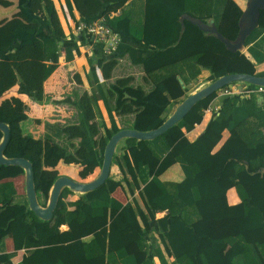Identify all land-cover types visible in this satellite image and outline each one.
Masks as SVG:
<instances>
[{
    "label": "trees",
    "instance_id": "1",
    "mask_svg": "<svg viewBox=\"0 0 264 264\" xmlns=\"http://www.w3.org/2000/svg\"><path fill=\"white\" fill-rule=\"evenodd\" d=\"M65 1L71 15L74 8L80 14L75 23L103 16L121 35L125 32L154 50L147 54V49L122 38L116 50L106 54L102 43L84 34H71L73 45L65 44L68 36L54 0H18V12L0 20V99L17 85L19 93L43 103L44 82L58 68L62 53L71 61L81 47H93L88 61L91 93L69 94L59 102L77 110L75 122H45L44 135L35 139L26 129L28 105L17 96L0 104V121L10 128L4 154L32 162L42 205L61 176L60 163L80 167L79 176L86 179L99 173L105 147L115 133L160 126L186 96L181 79L188 85L203 68L212 69L208 81L229 73L264 76L259 69L264 63V10L259 26L246 39L249 57L229 50L215 34L190 20L185 19L182 28L181 17L189 13L213 21L226 38L236 40L243 10L235 0H143L139 22L127 7L134 0ZM121 58L140 67L142 85H135L133 76L111 81ZM215 96L198 101L154 139H123L113 158L120 176L111 173L84 193L65 187L49 220L30 209L27 196L19 195L13 182L0 183V264H10L14 255L6 252V236L12 237L16 251L27 250L19 264H156L155 257L160 264H264V103L256 97H224L220 113L189 140L186 133L202 122ZM126 116L132 120L121 126L116 117ZM2 137L0 130V141ZM152 158L157 161L154 170ZM176 163L184 178L163 180ZM124 186L132 196L127 203L113 195ZM231 188L239 197L234 204L228 201ZM136 191L144 208L133 196ZM70 195L78 197L69 201ZM163 211L166 214L157 218ZM63 224L68 229L61 231ZM226 247L231 250L228 261L223 255Z\"/></svg>",
    "mask_w": 264,
    "mask_h": 264
},
{
    "label": "crops",
    "instance_id": "2",
    "mask_svg": "<svg viewBox=\"0 0 264 264\" xmlns=\"http://www.w3.org/2000/svg\"><path fill=\"white\" fill-rule=\"evenodd\" d=\"M9 1L12 2V4L9 6H3L0 4V20L12 18L13 15L16 14L19 10L18 6H17L18 0H9ZM54 1H55L56 8L58 10V15L60 17L62 26H63V28H64L67 36H68V39L66 40L65 44H68L71 46V45H73L74 40L69 36L71 34H75L73 27H74L75 22L78 19H80V14L77 11V9L74 8L72 15H71L68 11L65 0H54ZM235 1L242 8V10H244L246 8V4H247L246 0H235ZM105 7H106V4H104V8ZM127 7L129 8L130 12L133 14L135 21L139 22L141 15H142L143 0H134V3L132 2ZM262 12H263V10L261 11L260 20L262 17ZM186 14H189V13H186ZM260 20H259V24H260ZM209 22H211V21H209ZM121 36H122L124 42H128L129 44H131L135 47H138V48L147 49L148 50L147 54H150L154 50L153 46H150V45L148 46V45H146V44H144L138 40H135L134 38H132L130 35H128L125 32ZM80 50H81V53L79 55H76L75 58L71 61H66L65 57H64V52L62 53L58 68L44 82V91H45V94H47L49 97L51 96L53 98H58V96H62V95L67 96L69 94L74 96L76 93H82L84 91H88L91 93V91H92L91 81H93V77L91 76V74H89L90 65H89L88 61H89L90 57L92 56L93 47L91 48V45H86L84 47H81ZM244 53L246 55L249 54L247 47H246ZM252 60H254V59H252ZM122 63H123V66H121ZM259 69L264 70V63L259 65ZM120 70H125V72H126L122 76H133L135 78L136 85H142L143 84V76H144L143 71L140 69V67L133 65L129 61L128 58L119 59V62L113 71V77H112L111 81H113L114 78H116L115 76L117 75V72ZM204 70H208L207 74H205ZM211 72H212L211 68H203L202 72L199 76L202 77L203 75H205V77H207V76L209 77ZM97 74L99 76L100 81L103 82L104 78L102 77V73H101V70L99 68H97ZM139 74L141 76H139ZM205 82H207V81H205ZM205 82H202L200 84V87L204 86L208 83V82L207 83H205ZM181 83L183 84L184 91L186 92L187 91L186 87L192 82H190L188 85H186V84H184V82L182 80ZM12 89H13V92H11V94L7 95L6 97L10 98V96H12V95L17 96L20 99H22L28 105V107L29 106L31 107L32 104H37L28 95L22 94V93L18 94L17 93V90H18L17 85L14 86ZM1 102H2V98L0 99V104H1ZM48 105H49V102L44 103V104H37L36 109L40 113L42 111L41 107H44L45 111L51 110L49 106H52V105L51 104L49 106ZM99 105L101 107L103 115L105 116L104 118H105L107 124L110 125V120H109L108 114L106 113L107 111L104 108L103 102L99 101ZM67 106L69 107L70 105L67 104ZM58 110L62 111V113L64 114V108H59ZM51 111H53V110H51ZM27 114H28L29 119H30L27 122V125H29V123H31V122L34 123L33 119H40L41 120L40 116H34L33 117L29 112H27ZM48 114L50 115V117L52 116L51 115L52 113L50 111L46 112V115H48ZM213 117H214V115L212 113L206 114L201 123L197 124L192 131L186 133V136L188 137V139L194 140L199 134H201L207 128L208 123L211 121V119ZM119 118L120 117H116L118 122H119V120H118ZM47 119L50 120L51 122H55L54 120H56V119H50L49 117H47ZM126 119H128V121L129 120L131 121L132 116H130L129 118H126ZM227 135H228V133L225 132L224 138H226ZM156 165H157V161L152 158L151 159V167L153 170L155 169ZM58 170H59L61 175L70 176L71 178L78 180V181H90V180L94 179L99 174L98 172H96L97 171L96 170L94 172V174H92L88 178L82 179L79 176L80 167L74 166V165H66L63 163H60L58 165ZM11 173H13L14 176H11L12 175ZM20 174H21V172L18 170V166H2V165H0V183L11 181V182H13V184L16 188V191L19 195H26L25 177H23V175H20ZM120 174H121V172L119 170V167L116 165L115 175L118 177V176H120ZM183 177H184V172H183L182 167L179 163H176L173 166H171L162 175V179L167 180V181H180L183 179ZM113 195L115 197H117L120 201H122L123 203H127L128 201L132 200V196L128 192H125L121 188L117 189L113 193ZM227 195H228V201L230 204H234V203L239 201V197H238V194H237V191L235 188L229 189ZM77 197H78L77 195H70L68 197V200L69 201H75L77 199ZM134 197L137 199L139 205L142 208H144V203H143L141 197L139 196L138 192L135 193ZM157 214L159 215L158 217H162L163 215L166 214V211H163V212H160ZM67 229H68V226L66 224H63L60 226L61 231H64ZM4 242H5L6 252L7 253H14L12 258L10 259V264H19L22 261L24 255H26L27 250L26 249H20V250L16 251L15 244H14V241H13L11 236H6ZM230 253H231L230 248L226 247L224 249V252H223L225 261H228V257L230 255ZM155 258H158V257H155ZM155 258H154V260H155V263L157 264Z\"/></svg>",
    "mask_w": 264,
    "mask_h": 264
},
{
    "label": "water",
    "instance_id": "3",
    "mask_svg": "<svg viewBox=\"0 0 264 264\" xmlns=\"http://www.w3.org/2000/svg\"><path fill=\"white\" fill-rule=\"evenodd\" d=\"M246 8L243 10L239 20V32L236 40L232 41L226 38L217 28L216 24L211 22H204L200 18L190 14H184L181 17V22L184 29V20H190L196 23L200 29L205 32L215 34L231 51L245 52L246 39L252 31L259 26L261 11L264 10V0H246ZM249 57L250 54H247ZM182 82V80H181ZM233 82H244L252 85L264 86V76L249 74V73H229L209 81L206 85L201 86L196 91L185 96L179 101L166 120L157 128L148 131H141L135 128H123L115 133L108 141L105 151L103 163L99 174L90 181H78L70 176L61 175L53 183L46 205H42L39 201L34 182L33 165L30 160L25 157H9L4 154V149L7 145L10 136L9 125L0 121V130L3 137L0 141V165L2 166H18L24 170L25 174V191L29 202L30 209L44 220H49L53 217V212L57 207L58 200L65 187L77 193H84L93 190L106 181L108 176L112 173L113 158L118 144L125 138H137L150 140L164 133L170 127L182 120L186 114L196 105V103L208 96L216 93L219 89Z\"/></svg>",
    "mask_w": 264,
    "mask_h": 264
},
{
    "label": "built area",
    "instance_id": "4",
    "mask_svg": "<svg viewBox=\"0 0 264 264\" xmlns=\"http://www.w3.org/2000/svg\"><path fill=\"white\" fill-rule=\"evenodd\" d=\"M73 30L76 35L84 34L102 43L106 54H112L122 41L121 33L109 26L103 16L91 22L78 21L74 24ZM215 94L213 101L204 110V116L208 113L218 115L221 109L220 100L224 97H237L240 101L256 97L260 103H264V86L261 85L252 86L249 83L233 82L222 87Z\"/></svg>",
    "mask_w": 264,
    "mask_h": 264
},
{
    "label": "rangeland",
    "instance_id": "5",
    "mask_svg": "<svg viewBox=\"0 0 264 264\" xmlns=\"http://www.w3.org/2000/svg\"><path fill=\"white\" fill-rule=\"evenodd\" d=\"M123 66V63L122 65ZM207 71L208 70H204L205 74H207ZM202 72V71H201ZM126 72L125 70H120L117 72V75L115 76L116 78L118 77H121L122 75H124ZM201 74V73H200ZM121 75V76H120ZM139 76H141L139 74ZM115 79V78H114ZM209 82L208 81V76L205 77V75H203L202 77L198 76V78L196 80H193L191 81L192 83H190L186 88H187V91L185 92L186 96L189 95L190 93L196 91L198 88H200V84L202 82ZM205 82V83H207ZM136 85V83H135ZM11 92H13V89L9 90L5 95H4V99L5 98H9V97H6L7 95H10ZM17 93L19 94V92L17 91ZM13 96V95H12ZM11 97V96H10ZM185 97V96H184ZM183 97V98H184ZM2 98V100H3ZM66 98V96L62 95V96H58V98H53V97H49L47 94H46V98L44 100L43 103H39L35 100H33L35 103L37 104H44V103H48L49 102V105L51 104L52 106H49L51 110H44V107H41V113L39 111H37V104H32L31 107L29 106L28 109H27V112H29L33 117L34 116H40L41 118V123L40 124H36V123H29V125L26 126V129L33 135V137L35 139H38L40 138L41 136L44 135L45 133V122H51L50 120L47 119V117H49L50 119H56L54 120L55 122H52V123H60V124H69V123H73L77 120V117H78V113H77V110L74 108V107H71V106H67L66 103H59L61 102L62 100H64ZM46 108V107H45ZM59 108H64V114L62 113V111L58 110ZM47 111H50L52 114V116L50 117V115H46V112ZM72 112V113H71ZM107 113V112H106ZM105 117V116H104ZM126 118H129V116H126L125 118L124 117H120L118 120H119V123L121 126H125L127 125V120ZM18 170L21 172L20 175H23V177H25V172L24 170L21 168V167H18ZM115 171H116V165L113 166V169H112V173L115 174ZM184 178V177H183ZM181 181V180H180ZM121 189H123L125 192H128L126 186L124 187H120ZM118 188V189H120ZM138 192V191H136ZM135 192V193H136ZM129 193V192H128ZM130 194V193H129ZM139 194V193H138ZM135 196V194L133 195ZM140 196V195H139ZM143 201V200H142ZM160 213V212H159ZM159 215L156 214V217L157 218H160L158 217ZM164 216V215H163ZM156 259V262L157 264H160V259L159 258H155ZM169 260L171 261V258H169Z\"/></svg>",
    "mask_w": 264,
    "mask_h": 264
},
{
    "label": "clouds",
    "instance_id": "6",
    "mask_svg": "<svg viewBox=\"0 0 264 264\" xmlns=\"http://www.w3.org/2000/svg\"><path fill=\"white\" fill-rule=\"evenodd\" d=\"M204 118V117H203Z\"/></svg>",
    "mask_w": 264,
    "mask_h": 264
}]
</instances>
